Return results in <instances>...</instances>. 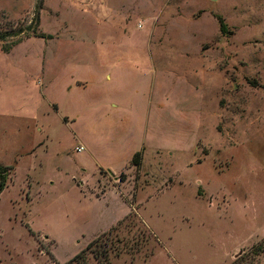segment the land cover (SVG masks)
Here are the masks:
<instances>
[{
  "label": "rangeland",
  "instance_id": "rangeland-1",
  "mask_svg": "<svg viewBox=\"0 0 264 264\" xmlns=\"http://www.w3.org/2000/svg\"><path fill=\"white\" fill-rule=\"evenodd\" d=\"M0 164L3 264H264V0H0Z\"/></svg>",
  "mask_w": 264,
  "mask_h": 264
},
{
  "label": "trees",
  "instance_id": "trees-1",
  "mask_svg": "<svg viewBox=\"0 0 264 264\" xmlns=\"http://www.w3.org/2000/svg\"><path fill=\"white\" fill-rule=\"evenodd\" d=\"M217 19H218V21L220 23V30H221V32L223 34H227L228 33L227 25L225 24L223 18L220 17V16H217ZM40 37L44 38V36H40ZM18 43H20V42H18ZM7 51L9 52L10 49L7 50ZM143 160H144L143 159V153L142 152H138V153H136L134 155V157H133V159L131 161V165L134 166V167H136L138 170H140L141 167H142V165H143ZM13 170H14L13 167H7V166H4V165L0 164V194L7 187L8 173H10ZM99 239L100 238H98V240H96V241H93V242L89 243L88 246H87V250L93 249L94 246L98 243ZM83 252H84V250L82 252H80L78 255H76L67 264H73V263H75L76 259H78V257L80 256V254L83 253ZM109 254H110V250L109 249H106V250H103L101 252L95 253V256H96L97 259H100V257L101 258H103V257L106 258L105 259V262H103V263L104 264H108L109 263ZM54 262H56V261H54Z\"/></svg>",
  "mask_w": 264,
  "mask_h": 264
},
{
  "label": "crops",
  "instance_id": "crops-1",
  "mask_svg": "<svg viewBox=\"0 0 264 264\" xmlns=\"http://www.w3.org/2000/svg\"><path fill=\"white\" fill-rule=\"evenodd\" d=\"M108 78H109V75L107 76ZM91 82V79H88V80H86V81H84V82H79V84H78V86H87L89 83ZM115 105V107H118V105L117 104H114ZM91 109H89V111H90ZM87 119H89V121H92V117L91 116H88L87 117ZM80 148H83V150L82 151H84V147L82 146V147H80ZM81 151V152H82ZM8 187V186H7ZM6 191V188L4 189V191L0 194V197L4 194V192ZM41 253V256H42V253H43V251H41L40 252ZM46 253V252H45ZM47 254V253H46ZM56 259V258H55ZM33 260V256H30V258H29V262H31ZM56 262H57V259H56ZM58 263V262H57ZM0 264H3V261L1 260V255H0Z\"/></svg>",
  "mask_w": 264,
  "mask_h": 264
},
{
  "label": "built area",
  "instance_id": "built-area-1",
  "mask_svg": "<svg viewBox=\"0 0 264 264\" xmlns=\"http://www.w3.org/2000/svg\"><path fill=\"white\" fill-rule=\"evenodd\" d=\"M83 150V148H79L78 151L81 152Z\"/></svg>",
  "mask_w": 264,
  "mask_h": 264
}]
</instances>
